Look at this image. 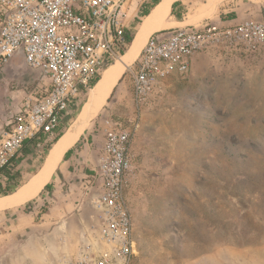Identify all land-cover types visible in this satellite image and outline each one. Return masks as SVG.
<instances>
[{"label":"rangeland","instance_id":"rangeland-1","mask_svg":"<svg viewBox=\"0 0 264 264\" xmlns=\"http://www.w3.org/2000/svg\"><path fill=\"white\" fill-rule=\"evenodd\" d=\"M133 7L134 16L126 18L132 35L142 16L140 9L135 15ZM179 8L182 23L175 26L264 19V0H182ZM200 14L206 15L192 20ZM197 56L185 74L160 81L139 107L126 68L93 119L96 124L108 116L134 132L126 198L135 259L138 264H264V45L254 52L208 51ZM0 76L5 80L0 86L1 123L9 110H18L27 95L39 90L41 74L26 64L19 49ZM90 89L74 106L69 123ZM53 142L45 147L29 142L9 170L14 180L4 179L1 191L11 194L31 178ZM98 146L86 147L80 166L94 162ZM60 186L50 189L54 194L43 191L0 213V264H50L75 251L95 215L91 192L86 191L80 206L66 205L64 216L76 217L67 231H54L52 225L39 228V217L52 209L50 202L52 213L63 211V201L70 202L69 194H60L70 193L69 179ZM50 246L59 250L57 257Z\"/></svg>","mask_w":264,"mask_h":264},{"label":"built area","instance_id":"built-area-1","mask_svg":"<svg viewBox=\"0 0 264 264\" xmlns=\"http://www.w3.org/2000/svg\"><path fill=\"white\" fill-rule=\"evenodd\" d=\"M130 0H0V74L16 51L41 74L40 88L9 110L0 123V172L12 167L29 142L55 140L81 96L128 43ZM264 45V19L209 21L159 29L128 67L139 107L162 80L185 74L194 55L208 51L254 52ZM86 191L95 215L77 248L56 264H138L126 189L133 175V129L111 117ZM43 144V145H42ZM6 180L0 175V182Z\"/></svg>","mask_w":264,"mask_h":264},{"label":"bare ground","instance_id":"bare-ground-1","mask_svg":"<svg viewBox=\"0 0 264 264\" xmlns=\"http://www.w3.org/2000/svg\"><path fill=\"white\" fill-rule=\"evenodd\" d=\"M172 1L174 0H162L151 9L149 14L143 17L126 52L119 56L116 62L109 65L102 72L100 78L90 89L88 98L76 118L52 144L41 168L16 191L0 197V211L27 202L36 196L43 185L50 180L65 150L73 145L77 136L87 127L89 121H91L90 119L97 114L125 68L132 63L138 54L147 34L152 30L172 28V26L182 23H173L168 20L169 6ZM205 15L206 14H200L192 20L196 21ZM189 23H192V21Z\"/></svg>","mask_w":264,"mask_h":264},{"label":"crops","instance_id":"crops-1","mask_svg":"<svg viewBox=\"0 0 264 264\" xmlns=\"http://www.w3.org/2000/svg\"><path fill=\"white\" fill-rule=\"evenodd\" d=\"M148 0H130L128 2V8H127V14H126V17H133L130 15V9L132 8V5H134V10H135V15L137 13V10L140 9V11L142 12V10L144 8H147L148 9V13L151 11V9L159 4L162 0H158L156 3H153L152 0H149L150 2V6H147V2ZM182 5V0H174L170 3V6H169V11H168V16H175L173 18V20H170L172 21L173 23H180V18H179V12H180V6ZM146 14V15H147ZM142 15V14H141ZM146 15H142L141 16V21L143 19L144 16ZM127 20V19H126ZM140 21V23H141ZM139 23V25H140ZM127 24V27H128V39L130 38V40H128V43H127V46L125 47V49L120 52L119 56H121L122 54H124L126 52V50L128 49V47L130 46L132 40H133V37L137 31V28L136 30L134 31V34L132 35L131 32H130V27H129V24L126 22ZM175 26V25H174ZM173 27V26H172ZM170 28V27H169ZM157 30H152L151 32H149L146 36V38L144 39L140 49H139V52L138 54L140 53L142 47L144 46V44L146 43L147 39L154 33L156 32ZM138 54L136 55V57L134 58V60L132 61L131 64L134 63V61L136 60ZM198 54H196L192 60H191V66L193 65V63L196 61V56ZM118 56V57H119ZM198 57V56H197ZM114 61L108 63V66L110 64H112ZM130 64V65H131ZM130 65L128 67H130ZM106 66V65H105ZM107 66V67H108ZM126 67V68H128ZM8 68V66H7ZM6 69L2 70V72H5ZM125 68V70H126ZM124 70V71H125ZM124 73V72H123ZM122 73V74H123ZM122 76V75H121ZM121 78V77H120ZM120 78L118 79L117 83L115 84V86L118 84ZM5 80L4 79H1V76H0V86L2 84H4ZM114 86V87H115ZM113 87V89H114ZM91 88V87H90ZM113 89L111 90L110 94L112 93ZM3 93L2 90H0V95ZM109 94V96H110ZM109 96L107 97L105 103L107 102ZM100 111V109H99ZM99 111L97 112L96 115H94L89 121V124L87 125V127L77 136V138L75 139L73 145L71 147H69L68 149L65 150L64 154H63V157L62 159L60 160L59 164L57 165L55 171L52 173L51 175V178L50 180L45 183L43 185V187L39 190V192L37 193L36 196L38 195H44L43 191H46L48 190L47 192L49 193H53L54 194V190H57L58 187L60 186L63 187V184L67 181L68 182V179H69V183H70V193H68V191H63L60 193V194H63V195H66V194H69V199H70V202L69 201H63L60 205H62L64 208H63V211L62 212H53L52 213V209H54V202H50L49 199L47 200L48 202H50V204H52V206H50L52 209L49 211H45V213H43L40 217H39V228L40 229H43V228H46L47 229V226L48 225H52L53 226V230H60V232H62L63 229H65L67 231V229L71 228V225L74 223L76 217L74 216V214H66L65 215V208H66V205L68 206V204H70V207L72 208H76L77 206H80V204H82L83 200L85 199V193H86V187H87V182L89 181V178L90 176L92 175L93 173V168L95 167V164H96V154H95V157H94V162H90V165L89 166H80L81 164V160L83 157L84 154H86L85 150H86V147L87 146H90L91 144L95 143V144H100L101 143V139H102V134H101V123L102 121L107 118L108 116H105L104 118H101L96 124H94L96 120H93L94 117H97L99 114ZM69 121L70 119L67 118L65 121H63V123L59 126V129H58V132L60 133L61 132V135L63 134V132L67 129V127L69 126ZM92 125H94V129L92 132H90V127H92ZM95 131V132H94ZM58 133V134H59ZM60 135V136H61ZM99 147V146H98ZM98 147L97 148V151H98ZM90 149V147H89ZM66 155V156H65ZM84 161V160H83ZM62 162H64L65 164H63L64 166H62ZM87 165V164H86ZM81 171V172H80ZM31 176V175H30ZM29 180V179H28ZM27 180V181H28ZM26 181V182H27ZM25 182V183H26ZM24 183V184H25ZM81 183V184H80ZM76 184V185H75ZM80 184V185H79ZM23 185V184H22ZM21 185V186H22ZM48 185V187L46 188L45 186ZM80 186L82 187V190L79 191V190H75V189H78L80 188ZM50 189H54L53 191H50ZM62 189V188H61ZM87 195V194H86ZM36 196H34L33 198H35ZM49 197H52V196H49ZM31 198V199H33ZM87 201V200H86ZM28 202V201H27ZM25 202V203H27ZM23 203V204H25ZM21 204V205H23ZM21 205H18V206H21ZM17 207V206H16ZM59 209H61L62 207L59 206L58 207ZM71 208V209H72ZM5 210H8L9 212V209H5ZM5 210H1L0 213L4 212ZM51 215H54V216H51ZM1 219V218H0ZM3 237L4 235H1L0 234V237ZM44 237V236H42ZM46 237V236H45ZM51 247V246H50ZM51 250L53 253V255L55 257H57L59 255V250L57 249V247L54 246V248L51 247ZM70 250V249H69ZM62 257V256H61ZM60 257V258H61ZM54 259V262L53 263H50V264H56L58 262V260L60 259ZM11 262H7V264H9ZM45 262H39V263H36V262H33V261H29V262H25V264H44ZM15 264V263H14ZM49 264V263H48Z\"/></svg>","mask_w":264,"mask_h":264},{"label":"trees","instance_id":"trees-1","mask_svg":"<svg viewBox=\"0 0 264 264\" xmlns=\"http://www.w3.org/2000/svg\"><path fill=\"white\" fill-rule=\"evenodd\" d=\"M153 3H156L158 0H152ZM148 13V9L147 8H144L141 12L142 15H146ZM130 40V38L128 39ZM99 79V76H97L92 82H91V86H93L97 80ZM61 135V132L57 135V137L55 138V140ZM54 143V142H53ZM66 156V155H65ZM13 167V166H12ZM11 169V167H8V168H5L4 170H2L0 172V175L2 173V175H4L6 177V183H9L10 181H13L14 180V176L13 174L11 173V171H9ZM15 183V182H14ZM17 184V183H16ZM1 182H0V194H7L8 191L4 190V191H1ZM46 188L48 187V185L45 186Z\"/></svg>","mask_w":264,"mask_h":264}]
</instances>
